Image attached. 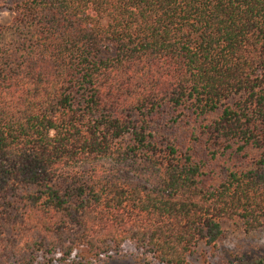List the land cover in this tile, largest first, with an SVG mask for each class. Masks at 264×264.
Masks as SVG:
<instances>
[{
  "label": "trees",
  "instance_id": "16d2710c",
  "mask_svg": "<svg viewBox=\"0 0 264 264\" xmlns=\"http://www.w3.org/2000/svg\"><path fill=\"white\" fill-rule=\"evenodd\" d=\"M7 9L0 264L125 243L187 264L226 221L264 227V0Z\"/></svg>",
  "mask_w": 264,
  "mask_h": 264
},
{
  "label": "rangeland",
  "instance_id": "374dc122",
  "mask_svg": "<svg viewBox=\"0 0 264 264\" xmlns=\"http://www.w3.org/2000/svg\"><path fill=\"white\" fill-rule=\"evenodd\" d=\"M12 0H0V23L8 24L14 13L7 9ZM223 235L216 245L198 244L187 264H264V227L245 233L236 221L222 224ZM19 264V263H12ZM32 264H162L152 254L125 243L116 253L91 258L84 248L70 256L54 255L37 259Z\"/></svg>",
  "mask_w": 264,
  "mask_h": 264
}]
</instances>
